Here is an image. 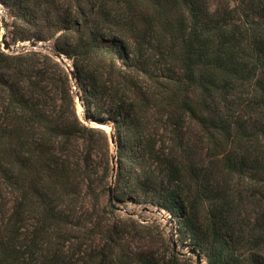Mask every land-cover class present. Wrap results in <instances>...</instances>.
<instances>
[{
	"label": "trees",
	"instance_id": "obj_1",
	"mask_svg": "<svg viewBox=\"0 0 264 264\" xmlns=\"http://www.w3.org/2000/svg\"><path fill=\"white\" fill-rule=\"evenodd\" d=\"M0 4L12 41L71 61L115 144L109 202L108 137L68 71L0 48V264H179L157 215L207 264H264V0Z\"/></svg>",
	"mask_w": 264,
	"mask_h": 264
},
{
	"label": "rangeland",
	"instance_id": "obj_2",
	"mask_svg": "<svg viewBox=\"0 0 264 264\" xmlns=\"http://www.w3.org/2000/svg\"><path fill=\"white\" fill-rule=\"evenodd\" d=\"M10 29H11V17L9 15V13L7 12V10L0 4V37L2 35H4V37L8 40V42L13 43V44H19L20 42L28 43V42H32V41H37L35 39H24V40H19V41H12L10 38L11 37L10 36ZM38 41H42V40H38ZM42 42L45 44V46L50 47L53 50V46H52L51 42H49V41H42ZM26 47H29V46H26ZM0 48H1V50L8 52L6 49H3L1 41H0ZM32 49H36V50H39L42 52H46L48 54H52L51 51H49L48 49H37V48H32ZM20 51H22V50H20ZM20 51H18V52H20ZM54 58L56 60H58L56 57H54ZM61 64L64 66L65 69H66V67H65L66 64H68L70 66L72 65L71 61L68 58L66 59L65 64H63V63H61ZM72 72H73V70H72ZM69 77H70V84H71L72 93L74 96L75 112H76L78 118L84 124H86L88 126H93V125H90V123H88L84 119L83 107H82L81 101L78 99L77 94H76V92H78V88L76 87V83H75L76 79L74 80V78L70 74H69ZM98 127L103 129L104 132L107 134V137H108V156L110 157V163H111V158L113 156H115V144L113 142H111L109 139L110 135L112 134V127L110 124L105 123V122H102V124H99ZM94 153H96L95 154L96 155L95 162L98 165H100L97 169V171H98L97 176H94L96 178V182H97L98 178L101 175V172L103 170L102 166H103V161L105 159V156H104L105 152L103 149V144L101 142V138H99V137H98V141H97V146L95 144ZM106 181L108 182L109 192L111 193L110 189L113 185V182H111L112 181V168L110 171V178L108 177L106 179ZM108 201L112 202L111 196H109V193H108ZM111 205L113 207H116L119 210V213H122V215L131 216L134 218L138 217L142 223H146L148 221V219L154 217L152 213H149L148 211L142 210L140 207L134 206L133 204H130V203L127 204L126 208H122L121 206L118 208V206H114L113 204H111ZM157 217L159 219L158 220L159 223H161L158 226L157 230L160 232H163L162 239H164V244H166L168 249L170 251H172L173 253H176L178 255L179 264H207L206 258L203 254H201V261H197L195 255L189 252L190 248L188 247V245L187 244H180V242L178 241V238H177V234L175 233V230H174L175 229L174 223L171 221L169 223L166 222L169 216L164 215L163 217H161V216L159 217V215H157ZM156 225H157V223H154L152 227H155ZM153 232L157 233L155 230H153ZM155 237L157 238L158 236L156 235ZM158 241H160L159 238H158ZM166 246L163 245V247H166Z\"/></svg>",
	"mask_w": 264,
	"mask_h": 264
},
{
	"label": "water",
	"instance_id": "obj_3",
	"mask_svg": "<svg viewBox=\"0 0 264 264\" xmlns=\"http://www.w3.org/2000/svg\"><path fill=\"white\" fill-rule=\"evenodd\" d=\"M0 41L2 43L3 49H6L8 52L10 53H17L20 50H26V49H32V48H37V49H48L49 51H51L52 55L54 57H56L60 63L65 64V61L67 59V57H65L63 54H61L60 52L56 51V50H52V48L45 46V44L42 41H32V42H28V43H22L20 42L19 44H13V43H9L8 40L4 37V35H2L0 37ZM29 46V47H26ZM66 69L68 71V73L74 78L75 80V76L72 72L73 68L72 65H68L66 64ZM78 99L80 100V94L79 92H76ZM84 119L85 121H87L88 123H90V125L93 126H98L99 124H102V122L100 120H96V119H89L87 118L85 115ZM110 141L114 143V137L113 134L110 135ZM111 164H112V181L114 180V174H115V156H113L111 158ZM109 196H111V193L109 192ZM189 252L194 254L196 257L197 261H201V255L196 251L195 248H190Z\"/></svg>",
	"mask_w": 264,
	"mask_h": 264
}]
</instances>
